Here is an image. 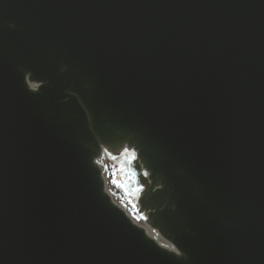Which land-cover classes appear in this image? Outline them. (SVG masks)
<instances>
[{
  "label": "water",
  "instance_id": "95a60500",
  "mask_svg": "<svg viewBox=\"0 0 264 264\" xmlns=\"http://www.w3.org/2000/svg\"><path fill=\"white\" fill-rule=\"evenodd\" d=\"M0 264H264V0H0Z\"/></svg>",
  "mask_w": 264,
  "mask_h": 264
},
{
  "label": "trees",
  "instance_id": "16d2710c",
  "mask_svg": "<svg viewBox=\"0 0 264 264\" xmlns=\"http://www.w3.org/2000/svg\"><path fill=\"white\" fill-rule=\"evenodd\" d=\"M107 187L110 193L112 194L113 200L119 197L124 199L127 203H130L129 200L121 192L120 183L116 180L115 170L111 166H108V171H107ZM131 207L134 208L132 204Z\"/></svg>",
  "mask_w": 264,
  "mask_h": 264
},
{
  "label": "rangeland",
  "instance_id": "374dc122",
  "mask_svg": "<svg viewBox=\"0 0 264 264\" xmlns=\"http://www.w3.org/2000/svg\"><path fill=\"white\" fill-rule=\"evenodd\" d=\"M109 166V165H108ZM106 182H107V175H106ZM109 190V189H108ZM110 192V191H109ZM118 205H120L125 211H126V213L131 217V219L134 221V222H136L137 224H139V221H138V219L136 218V216H135V211H136V208H135V206L133 205V203L132 202H130V203H127L124 199H122V198H119V197H117L115 200H114ZM131 204L134 206V208L133 207H131Z\"/></svg>",
  "mask_w": 264,
  "mask_h": 264
},
{
  "label": "snow or ice",
  "instance_id": "6c2138e0",
  "mask_svg": "<svg viewBox=\"0 0 264 264\" xmlns=\"http://www.w3.org/2000/svg\"><path fill=\"white\" fill-rule=\"evenodd\" d=\"M125 151H127V149H125ZM145 175H147V173H145ZM177 255H180V253L178 252Z\"/></svg>",
  "mask_w": 264,
  "mask_h": 264
}]
</instances>
